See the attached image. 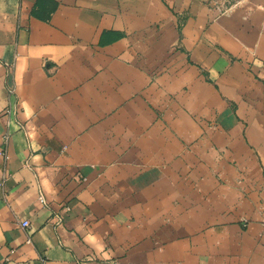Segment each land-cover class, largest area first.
I'll use <instances>...</instances> for the list:
<instances>
[{"label":"crops","instance_id":"0c3cea01","mask_svg":"<svg viewBox=\"0 0 264 264\" xmlns=\"http://www.w3.org/2000/svg\"><path fill=\"white\" fill-rule=\"evenodd\" d=\"M0 264H264V0H0Z\"/></svg>","mask_w":264,"mask_h":264},{"label":"built area","instance_id":"2783aa9c","mask_svg":"<svg viewBox=\"0 0 264 264\" xmlns=\"http://www.w3.org/2000/svg\"><path fill=\"white\" fill-rule=\"evenodd\" d=\"M211 7L215 8L219 12H226L232 9L238 2V0H208ZM6 138V134L4 135V139ZM40 200L43 198L40 196ZM22 226H28L29 221L26 219L21 220Z\"/></svg>","mask_w":264,"mask_h":264}]
</instances>
